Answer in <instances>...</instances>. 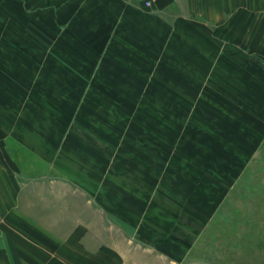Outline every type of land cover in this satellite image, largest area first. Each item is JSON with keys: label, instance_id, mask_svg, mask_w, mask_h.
<instances>
[{"label": "crops", "instance_id": "crops-1", "mask_svg": "<svg viewBox=\"0 0 264 264\" xmlns=\"http://www.w3.org/2000/svg\"><path fill=\"white\" fill-rule=\"evenodd\" d=\"M259 136L264 0H0V264L170 250Z\"/></svg>", "mask_w": 264, "mask_h": 264}, {"label": "rangeland", "instance_id": "rangeland-1", "mask_svg": "<svg viewBox=\"0 0 264 264\" xmlns=\"http://www.w3.org/2000/svg\"><path fill=\"white\" fill-rule=\"evenodd\" d=\"M241 163L244 168L235 170L233 186L221 190L225 197L214 216L189 218L194 219L197 231L186 236L147 234L169 242L171 249H136L131 255L133 264H264V136L253 139ZM130 235L124 232L114 237ZM145 257L154 259L145 262Z\"/></svg>", "mask_w": 264, "mask_h": 264}]
</instances>
